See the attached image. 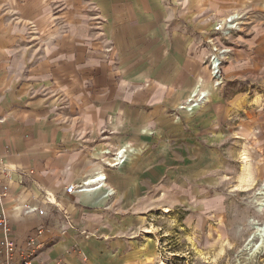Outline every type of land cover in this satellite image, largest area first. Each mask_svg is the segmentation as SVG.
<instances>
[{
	"label": "crops",
	"instance_id": "0c3cea01",
	"mask_svg": "<svg viewBox=\"0 0 264 264\" xmlns=\"http://www.w3.org/2000/svg\"><path fill=\"white\" fill-rule=\"evenodd\" d=\"M233 9L248 10L246 30L231 37L225 82L214 89L204 78L201 61L208 49L201 43L214 18ZM98 38L113 45L119 63L100 57ZM159 71L185 74L183 84H175L182 96L202 77L209 100L177 121L169 117V104H132L140 96L126 98V76L115 78ZM263 80L264 0H0V166L9 178L0 214L10 234L24 243L32 229L49 221L32 264H106L101 235L122 233L127 211L142 200L152 180L145 164L152 138L183 135L184 126L212 138L238 141L257 131L263 136L264 95L255 100ZM156 84L171 88V80ZM146 127L154 130L147 134ZM126 146L122 164H103L108 153ZM97 170L113 195L104 196L103 187L65 191ZM44 196L70 211L79 229L60 235L48 214L23 213L25 205L54 211ZM154 203L159 200L148 205Z\"/></svg>",
	"mask_w": 264,
	"mask_h": 264
},
{
	"label": "rangeland",
	"instance_id": "374dc122",
	"mask_svg": "<svg viewBox=\"0 0 264 264\" xmlns=\"http://www.w3.org/2000/svg\"><path fill=\"white\" fill-rule=\"evenodd\" d=\"M230 15H239L240 18L236 19L240 22L239 28L228 37L229 42L232 36L246 30L249 17L248 10L233 9L214 18L213 23ZM95 46L100 57L112 65L119 63L109 41L98 38ZM228 59L229 56L223 62V74ZM201 62L205 65L203 59ZM163 67L164 64L159 68ZM206 70L204 78L213 87L208 68ZM199 72L196 75L202 74ZM142 76L135 79V74L120 73L115 78L126 80L122 91L126 93V98L135 96L138 99L140 96L139 102L133 99L132 104L146 108L157 103L169 104V117L177 121L182 118L183 111H193L209 100L208 96L198 106L187 108L188 98L202 88L204 80L201 76L197 77L199 85L185 96L180 95L181 89L175 87L176 83L183 84L185 74L159 71L143 73ZM164 80H171L169 90L157 86V82ZM258 88L257 102L264 95V80ZM168 96H173L175 100L168 98L166 103ZM153 98L158 99L152 101ZM259 104L264 111V99ZM183 128L185 132L177 137L163 135L159 131L162 135L152 138V158L145 163L151 166L152 180L145 185L142 200L127 211L126 229L122 233L101 235L106 241L103 252L108 258L104 262L264 264V230L256 229L264 227V132L263 136H258L257 131L250 138L236 141L227 135L212 138L191 127L190 132L186 126ZM151 130L146 127L145 133ZM148 147L147 144L142 147L143 155L149 151ZM118 149L108 153L110 159H104L103 164L111 161ZM125 150L127 156V146ZM153 199H158L159 203L148 205ZM96 263L92 259L88 262ZM99 264H102L100 260Z\"/></svg>",
	"mask_w": 264,
	"mask_h": 264
},
{
	"label": "built area",
	"instance_id": "2783aa9c",
	"mask_svg": "<svg viewBox=\"0 0 264 264\" xmlns=\"http://www.w3.org/2000/svg\"><path fill=\"white\" fill-rule=\"evenodd\" d=\"M240 18V17H239ZM240 21L236 18L226 16L218 19L212 28V32L204 40L202 46H207L209 51L203 56V62L208 68L213 87L223 85L225 76L222 73L223 62L226 61L227 57L231 52V43L228 41V37L233 31H236ZM202 88L197 90L192 97L186 101L188 106L195 107L205 101L208 96L206 92H202ZM186 108V107H182ZM126 147H120L111 157V161H105L106 167H114L121 164L125 158ZM4 176L5 182L1 179ZM8 170L5 167L0 166V198L6 195L8 190ZM106 175L97 170L92 176H88L77 183H70L65 187V191L69 193L74 192H89L99 188H105L103 195L111 196L114 189L107 185ZM47 195V194H46ZM42 202L55 207V210L41 209L32 205H25L23 213L38 212L39 214H48L53 222V226L57 228L60 235H65L70 229L78 230L75 218L73 214L65 208H60L55 199L44 196ZM49 221L41 224L38 227L32 229L26 236L24 243H20L19 240L10 234L9 225L4 214H0V229L2 235L0 236V264H32L33 256L36 250L44 244L43 234L46 228L49 226ZM79 233L85 234L84 231L79 230ZM88 235V234H85Z\"/></svg>",
	"mask_w": 264,
	"mask_h": 264
},
{
	"label": "bare ground",
	"instance_id": "6f19581e",
	"mask_svg": "<svg viewBox=\"0 0 264 264\" xmlns=\"http://www.w3.org/2000/svg\"><path fill=\"white\" fill-rule=\"evenodd\" d=\"M231 17L232 18H239L240 16L239 15H231ZM203 90H202V92H200V94H203L204 95V93H203V91H205L206 92V96H208V94H209V92H208V90L207 89H205V88H202ZM262 204V203H261ZM263 226H264V224H263ZM256 229L258 230H264V227L261 229V227L259 226V227H256Z\"/></svg>",
	"mask_w": 264,
	"mask_h": 264
}]
</instances>
